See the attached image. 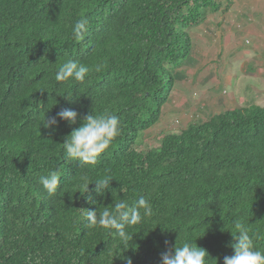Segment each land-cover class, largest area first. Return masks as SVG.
<instances>
[{
    "label": "trees",
    "instance_id": "16d2710c",
    "mask_svg": "<svg viewBox=\"0 0 264 264\" xmlns=\"http://www.w3.org/2000/svg\"><path fill=\"white\" fill-rule=\"evenodd\" d=\"M233 2L0 0V264H126L121 254L161 264L177 239L206 249L207 264H223L236 222L264 250V107L209 114L144 149L138 141L165 116L173 71L194 48L189 28ZM80 18L87 31L76 42ZM68 59L92 70L83 84L54 80ZM92 108L116 114L121 133L97 164L81 166L65 159L62 145L81 121L69 125L57 114ZM47 111L59 120L55 130L41 125ZM57 169L50 196L38 178ZM106 178L110 188L98 195L95 182ZM141 196L152 214L126 228L129 248L86 227V209L133 206Z\"/></svg>",
    "mask_w": 264,
    "mask_h": 264
},
{
    "label": "clouds",
    "instance_id": "9594fccd",
    "mask_svg": "<svg viewBox=\"0 0 264 264\" xmlns=\"http://www.w3.org/2000/svg\"><path fill=\"white\" fill-rule=\"evenodd\" d=\"M87 19L80 18L72 27L71 36L76 42L84 38L87 31ZM92 70L85 64L77 60L68 59L54 72V80L57 83L77 82L83 84ZM99 71V68L96 69ZM71 98L73 92L65 94ZM79 93H76L77 99ZM264 107V105H258ZM48 111L42 118L43 127L55 130L53 126H58L57 117H48ZM57 116L66 121L69 125H75L78 117L81 121L80 126L74 128L63 140V155L65 159L72 162H79L81 166L95 165L98 157L109 149L112 142L121 133L119 117L104 110L96 113L92 110L84 116H80L74 110L64 109ZM39 183L44 190L51 196L55 195L60 184L61 173L52 170L45 175H41ZM112 178L100 179L95 182V192L103 195L106 189L110 188ZM88 187L85 193L88 191ZM143 210V216L141 211ZM152 208L150 202L141 196L133 206H129L123 201L114 203L112 208L105 207L103 210H88L82 213L84 220L87 221L86 227L89 230L107 231L113 239H119L125 249L129 248V234L126 231L128 226H135L142 223L144 218L151 216ZM231 232L234 242L231 244L232 255L223 258V264H264V250L256 248L254 244L255 234H250V229L241 222H236ZM167 243V242H166ZM126 260V264H133L131 257L120 255ZM209 253L200 247L196 241L185 240L178 243L176 240L172 250L162 254L161 264H207L206 257ZM219 258H217L218 260Z\"/></svg>",
    "mask_w": 264,
    "mask_h": 264
},
{
    "label": "rangeland",
    "instance_id": "374dc122",
    "mask_svg": "<svg viewBox=\"0 0 264 264\" xmlns=\"http://www.w3.org/2000/svg\"><path fill=\"white\" fill-rule=\"evenodd\" d=\"M262 9L259 5L257 11H250L248 19L239 17L236 25L240 27L232 33L233 48L228 44L227 35L219 44L209 39L211 43L207 45L206 38L211 32L203 35L198 26L189 28L194 45L192 54L173 71L175 84L165 116L156 127L139 136L141 149L155 145L160 133L179 132L190 121L204 120L209 114L252 104L264 105V45L249 29L251 26L264 31ZM237 10V7L235 11L231 9L230 14ZM224 15L220 13L221 17ZM225 34L230 36L226 28Z\"/></svg>",
    "mask_w": 264,
    "mask_h": 264
},
{
    "label": "crops",
    "instance_id": "0c3cea01",
    "mask_svg": "<svg viewBox=\"0 0 264 264\" xmlns=\"http://www.w3.org/2000/svg\"><path fill=\"white\" fill-rule=\"evenodd\" d=\"M259 5H261V7L264 8V2H233V4L228 9V11L224 12L225 13L224 17L220 16V13L222 11L214 13L213 14L214 16H209L207 20L204 22V24L199 26L198 31L203 35L211 32L209 35H207L208 37L206 36L207 45L211 43L213 40L216 42V44H219L220 39L224 35H227V41H229L228 44H230V46H232L233 48L232 33L235 28L240 27L238 24L236 25L239 17L243 16L244 17L243 19H248L249 16L248 13L252 10L257 11L256 7H258ZM235 7L238 8L237 12H235L233 15L230 14L231 9L234 8L235 11ZM261 12L264 13V9H262ZM217 14H219V17ZM225 28L228 29L230 36L229 34H225ZM249 29L250 32L255 33L259 37L260 42L263 43L264 45V31L259 29L254 30L252 29L251 26ZM209 39H211V42H209Z\"/></svg>",
    "mask_w": 264,
    "mask_h": 264
}]
</instances>
